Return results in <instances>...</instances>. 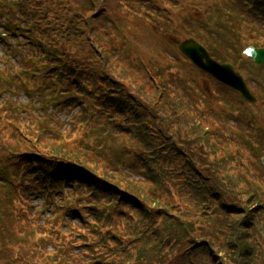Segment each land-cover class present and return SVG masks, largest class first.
Segmentation results:
<instances>
[{
	"label": "trees",
	"instance_id": "1",
	"mask_svg": "<svg viewBox=\"0 0 264 264\" xmlns=\"http://www.w3.org/2000/svg\"><path fill=\"white\" fill-rule=\"evenodd\" d=\"M245 1L255 2L250 17L264 22V0H239L243 7ZM21 11L28 23L33 24L32 31L25 34V41L29 43L30 49L36 51L32 54L34 60L41 57L37 61V68L30 70L31 76L38 77L37 85L42 89L49 88V92L60 95V99L64 95L63 99L72 103L71 108L79 105L81 109L74 130H65L66 133L62 134L61 129L50 125L48 120L23 126L20 120L28 118L24 112L29 113V106L18 103L8 106L9 103L4 101L0 103V147L4 143H9L11 147L16 146V143L21 144L22 149L12 155L17 159L24 152V143L35 141L41 152L36 155L38 158L21 160L30 161L28 170L39 172V181L44 185L58 184L64 188L68 184L79 187L82 181L77 176V166L103 175L107 184L120 189L118 193L96 183L95 190L84 188V193L94 192L93 201L90 202H100L102 195L107 202L117 196L114 200L119 205L114 204L101 214L96 212L99 220L107 221L125 212L130 225H133V221L144 228L147 220L146 226L156 227V230L154 228L150 235L142 234L145 239L139 241L140 248H134L127 235L128 239L124 240L118 236V226H110L116 227L115 231L103 234L92 229L86 221L79 226V232H75L77 226L70 224L67 226L71 227L63 233L62 223L57 218L49 220L52 226L45 232L46 237L39 245L23 243L26 249L11 246V250L6 251L12 259L8 262L0 260V264H15L25 259H29L28 263L74 264L66 243L70 236L75 241L82 237L87 244L104 246L105 255L91 251L100 257L101 264H113L110 261L106 263L107 255L118 257L120 261L115 264H166L170 260V257L164 260L166 253L159 256H154V253L164 248L165 252L170 250L174 253L185 242L182 236L189 240L190 235L193 236V246L196 245L194 248H201V259L202 256L212 258L214 250V254H221L220 258L225 264H264V185L256 177L251 179L244 168L245 172L237 176L230 175L229 165L236 158L231 154L222 159L217 156L215 149L220 141H215L212 136L221 137L225 141L221 143L225 146L224 134L207 130L204 118L196 112L195 104L186 105L185 100L189 96L185 95L184 90L190 86L184 78L173 74V70L179 68L171 65L162 67L155 62L148 72L145 68L141 70L143 77H137V71L128 65L131 54L125 45L126 38L117 35V43H107L105 34L86 26V23L91 25V17L86 19L87 15L80 13L75 6L70 10L60 0H23ZM96 17L95 14L92 19ZM148 20L154 22L153 16ZM57 31L67 35V38L79 36L76 39L81 41V46L75 40L69 49L64 43L62 49L55 48L57 45L50 46L48 39L54 38ZM92 36L98 46L92 44ZM76 48L80 55L70 50ZM44 63L47 67L42 70ZM98 64L103 69L102 73L95 69ZM2 78L1 84L6 86L8 80L5 75ZM174 80H177L176 84ZM10 90L13 91V88ZM194 97L192 94L190 101H194ZM190 111L195 116L192 113L189 115ZM157 118L160 119V127ZM145 121L147 125H144ZM100 130L104 134L120 137L121 141L137 149L135 155L128 156L132 158L133 165L139 166L143 180L120 177L118 171L121 169L115 170L111 162L108 166L103 165L102 157L111 159L108 147L99 140ZM237 140L242 143L240 137L232 139L228 136L226 146L230 143L235 145ZM53 158L63 160L64 165ZM51 163L55 166L54 170L44 171L39 167ZM185 172H189L191 178L196 180L189 182L192 187L182 182ZM31 192V189L16 192L18 197L14 196L13 203L27 204V200L32 197ZM182 207L184 212L181 211ZM86 209L88 214L95 210ZM190 216L195 220V226L206 222L208 228H190V231L184 227ZM170 217L180 218L176 223V233L172 225L168 229L165 225L166 219ZM22 222H25L24 218ZM62 222L66 225L65 220ZM222 237L225 239L218 244ZM111 243V248L105 249L106 244L110 246ZM124 243L127 251H123ZM51 244L54 246L52 251ZM134 249L136 257L127 255L132 254ZM123 253H127L126 256ZM195 254L198 253H193V256ZM186 263V260L176 261V264Z\"/></svg>",
	"mask_w": 264,
	"mask_h": 264
},
{
	"label": "rangeland",
	"instance_id": "2",
	"mask_svg": "<svg viewBox=\"0 0 264 264\" xmlns=\"http://www.w3.org/2000/svg\"><path fill=\"white\" fill-rule=\"evenodd\" d=\"M19 1L20 0H9L6 4L0 3V73L6 76L8 80L7 87L13 88V91L8 90L5 92L4 95L6 97L0 96V103L7 101L9 103L8 106L15 103L28 105L29 113L24 112L28 115V118L20 120L23 126L32 124L33 122L39 123L48 120L50 125L59 127L61 133L65 134V130H74V124L79 118L78 114L81 108L79 105L71 108L72 103L63 99L64 95H61V100L57 99V97L52 95L47 89H42L37 85L38 77L31 76L32 72L30 70L37 68V61L39 59L34 60L31 54H35L36 51L30 49L29 45L25 43L24 34L26 30L21 20L22 8ZM60 1L62 5H67L70 10L75 6L77 10L81 11L80 13L91 17V25L89 26L86 23V26L92 28V30H96V32L99 31L105 34L107 43H117V35L120 38L125 37V45L129 47L128 49L125 48V50L127 49L128 53L131 54L130 63H128V65L132 66L137 71V77H143V73L141 72V70L144 71L143 62L147 63L149 68L153 67L155 62L162 67L174 63L175 67L179 69L173 70V74L175 73L180 78H184L192 88L184 90L185 95L189 96L188 99L185 100L186 105L188 106V103L192 102L190 101L192 94H196L197 101L195 105L198 110L197 113L204 118V126L209 127L212 132L217 131L224 134L226 144L228 136L232 139L235 137L241 138L242 143L237 140L235 145L230 143L228 146L225 144V147L223 143H221L225 142L221 137L212 136L215 141L217 139L220 141L215 149L220 159L227 155L225 154L227 149L231 151V156L236 158V161L233 160L230 163V169L226 167L230 175L237 176L240 172H245L246 170L247 175H249L251 179L256 177V179L260 180L264 185V165L262 162V158L264 157V96L262 95V93H264V66L256 68L248 59L244 58L245 63L240 72L247 78L252 90L255 94H258L261 102V106L259 107L253 105L249 106L242 102L239 96L231 93L222 84L212 80L208 76L202 75L193 66L189 64L186 65V63L180 59L176 47L180 39H184L189 36L190 33L194 32L200 35V39L205 40V44L209 49H213L212 46H215L220 55L229 59L230 62L236 63L237 59L240 57L237 50L243 49L248 45H255L257 47L264 46L263 21L258 18L248 17L245 7L243 8L239 0ZM151 1L153 4L149 5ZM182 2H184V6H182L179 11L175 12L174 6ZM173 4L175 5L173 6ZM172 6L174 8L171 10ZM158 9L160 10L157 11ZM93 10L94 12L92 13ZM90 13L92 14L89 15ZM95 14L98 18L92 19V16ZM147 14L152 15L154 19H156L155 22L148 20L149 17H147ZM168 20H170V22H168ZM81 25L85 27L84 23H81ZM156 27L163 28L164 30H159ZM78 37L74 38L71 36L67 38V35L65 37L62 36L59 47L62 49L64 43L67 49L72 48L71 42L74 40L81 46V41L76 39ZM93 43H96L98 46L97 41H93L92 36V44ZM105 47L107 46L105 45ZM234 47H236L237 50ZM70 50L80 55L77 48ZM175 59L180 60L182 65L178 62L176 63ZM95 69L98 73H102L99 64ZM155 73L156 72H154V74ZM101 76H103V74ZM156 77L158 78V75H156ZM176 82L177 80H174L175 84ZM48 83H51L50 79H48ZM2 86L1 90L6 87L5 85ZM223 101H235L236 104L231 106V113L223 110ZM191 113L193 114V112L190 111L189 115H191ZM193 116L195 115L193 114ZM78 129L79 127H77V130ZM114 130L117 131V129ZM61 133L58 132L60 136ZM81 134L82 132H80L79 138ZM99 140L104 142L108 147L111 159L108 160L102 157L101 159L104 160L103 165L105 164L108 166L111 162L115 170L121 169V171H118L120 177L136 181L143 180L142 177H140L139 166L133 165L132 158L128 156V154H132V156L135 155L137 153L136 148L132 147L129 143L121 141L120 137L104 134L102 130L99 131ZM3 141H5V138ZM24 144V152L18 157L31 160L37 159L38 157L36 155H39L41 152L36 142L28 141ZM21 149L22 145L19 143H16V146L13 147H11L9 143H4L3 146L0 147V260L6 262L12 259L6 249L11 250V246L14 248L26 249L27 247L23 243L39 245L41 240L46 237L45 232L52 226V223L49 224V220L53 221L55 217L54 212L50 211L53 208L51 203L60 195V192H50L49 189L43 190L39 196H35L34 199L27 202L28 204H34L35 208H24V202L19 204L13 203L15 197H18V193L16 192L21 190L17 187H13L9 183L6 184L2 179H6L10 177L13 172H17L19 166L14 162V157L12 155ZM3 150H5V153H3ZM53 159L54 161L59 160L58 158ZM19 162L22 163V161ZM188 181L190 182L191 180L188 179ZM68 190L69 189H67V191ZM181 211L184 212L183 207ZM96 214V211H94V214L88 218L89 221L92 223L97 222L98 228L103 225L106 229H113L112 231H115L116 227L110 226H118L117 234L122 240H124L127 235L134 245V248L138 247L139 241L145 239L142 234L145 233L150 235L154 228L156 230V227L151 226L143 228L133 221V225H130V220L125 218V212H122L119 216H112V218L107 221H100ZM40 217L42 219L46 217L47 220H40ZM23 218L25 222H22ZM58 219L62 223L63 227H61V229L63 233H66L71 227L67 225L74 224V226H79L85 223L83 218L78 219L75 216L69 218H63L61 216ZM64 220L66 225L62 222ZM166 221L165 225L167 229L172 225L173 232L176 233V223L180 221V218L175 219L170 217L167 218ZM144 223L146 226L148 221L145 220ZM195 223V220L190 216V219L184 223V227H188L189 229L192 228V230H195V228L197 230L203 227L206 229L208 228L206 222L198 226H195ZM160 224L161 222L157 225L159 226ZM174 233L172 235H175ZM191 236L192 235L189 236V240H186L187 237L183 239L184 236H182V240L185 242L180 244L178 246L179 248H177L174 253L173 251L170 252L169 248V251L166 250L167 252H165L164 248L161 251H156L154 256L166 253L164 260L167 261L166 259L170 257V260L166 262V264L170 262L176 264V261L183 262L185 260L187 262L186 264L217 263L221 254H214L215 251L213 250L212 258L202 256L201 259V248H194L196 245L193 246V236ZM147 238L151 239L154 237ZM224 239L225 237H222V239L218 240V244ZM66 243L68 245V251L71 254L70 257L74 260V264H96L92 262L93 260L91 261V259H95L97 264H101L102 260L100 257L94 258V256H90L91 251H95L97 254H106L103 247H100L98 244H88L84 247V250H82L81 247L75 246L81 243L79 238H77L76 241L67 238ZM125 244L126 243L123 244V251H127ZM185 248L186 250H184ZM52 249H54V246L51 244L50 251H52ZM216 252L219 253L218 249H216ZM193 253L198 254L193 256ZM61 254H63V252ZM123 254L126 256L127 253ZM127 255L136 257V250L134 249L132 254ZM107 256L106 263L110 261L115 264L120 261L118 257L112 258L110 255ZM14 257H17V253ZM28 260L29 259H25V261H20V263L18 262L15 264H41L35 263V261L34 263H28ZM62 264L68 263L63 262Z\"/></svg>",
	"mask_w": 264,
	"mask_h": 264
},
{
	"label": "water",
	"instance_id": "3",
	"mask_svg": "<svg viewBox=\"0 0 264 264\" xmlns=\"http://www.w3.org/2000/svg\"><path fill=\"white\" fill-rule=\"evenodd\" d=\"M180 48L197 66L241 90L248 98L254 99L240 75L236 74L231 67L221 66L211 59L206 49L196 41L187 40L180 45ZM245 53L251 56L257 64L264 63V49L250 47Z\"/></svg>",
	"mask_w": 264,
	"mask_h": 264
}]
</instances>
